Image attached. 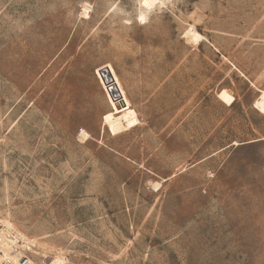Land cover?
<instances>
[{
  "label": "rangeland",
  "instance_id": "1",
  "mask_svg": "<svg viewBox=\"0 0 264 264\" xmlns=\"http://www.w3.org/2000/svg\"><path fill=\"white\" fill-rule=\"evenodd\" d=\"M261 93L264 0H0V235L36 264H264Z\"/></svg>",
  "mask_w": 264,
  "mask_h": 264
},
{
  "label": "bare ground",
  "instance_id": "2",
  "mask_svg": "<svg viewBox=\"0 0 264 264\" xmlns=\"http://www.w3.org/2000/svg\"><path fill=\"white\" fill-rule=\"evenodd\" d=\"M88 13V7L84 6L82 9L81 14L82 15H87ZM141 19V17H140ZM104 69H108V72H104ZM102 71L104 73H106L108 75L109 73V77H111V73L109 71L108 67H105L102 69ZM102 73V72H101ZM114 83V82H113ZM114 85V84H113ZM111 85V86H113ZM116 96L114 97V101H115ZM122 98V97H121ZM123 102V98L121 99L120 103H115L120 106L121 103ZM253 107L260 113H264V93H261L255 100L253 103ZM81 137L86 138L88 137V134L85 133L84 131L81 130L80 132ZM155 187V186H154ZM2 233L4 234V237L2 235H0V257H7L13 254H17L20 255L21 252L19 251V247L21 246H15L13 243V239L16 238V235L14 232H12V230L10 228H8L6 225L3 226L2 228ZM30 262H32V264H36L35 262L32 261V259L30 258ZM43 264H61V260L59 258H53L50 262L48 263H43Z\"/></svg>",
  "mask_w": 264,
  "mask_h": 264
},
{
  "label": "built area",
  "instance_id": "3",
  "mask_svg": "<svg viewBox=\"0 0 264 264\" xmlns=\"http://www.w3.org/2000/svg\"><path fill=\"white\" fill-rule=\"evenodd\" d=\"M121 99V97L115 98L116 103H120ZM30 258L31 256L29 253H21L20 255L13 254L7 257H0V264H32V262H30Z\"/></svg>",
  "mask_w": 264,
  "mask_h": 264
},
{
  "label": "water",
  "instance_id": "4",
  "mask_svg": "<svg viewBox=\"0 0 264 264\" xmlns=\"http://www.w3.org/2000/svg\"><path fill=\"white\" fill-rule=\"evenodd\" d=\"M104 72H108V69H104ZM108 77H109V73H108ZM108 83H110L111 85H113L114 83H113V80H112V78L111 77H109V81H108ZM117 97H121L119 94H116V98Z\"/></svg>",
  "mask_w": 264,
  "mask_h": 264
},
{
  "label": "snow or ice",
  "instance_id": "5",
  "mask_svg": "<svg viewBox=\"0 0 264 264\" xmlns=\"http://www.w3.org/2000/svg\"><path fill=\"white\" fill-rule=\"evenodd\" d=\"M145 5L147 6V0H145ZM141 21H143V17H141Z\"/></svg>",
  "mask_w": 264,
  "mask_h": 264
},
{
  "label": "crops",
  "instance_id": "6",
  "mask_svg": "<svg viewBox=\"0 0 264 264\" xmlns=\"http://www.w3.org/2000/svg\"><path fill=\"white\" fill-rule=\"evenodd\" d=\"M103 127V125H102V122H101V128Z\"/></svg>",
  "mask_w": 264,
  "mask_h": 264
}]
</instances>
